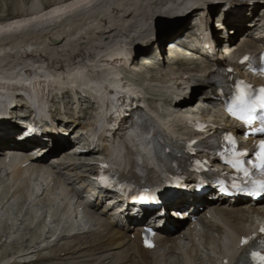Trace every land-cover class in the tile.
Returning <instances> with one entry per match:
<instances>
[{
    "label": "bare ground",
    "instance_id": "1",
    "mask_svg": "<svg viewBox=\"0 0 264 264\" xmlns=\"http://www.w3.org/2000/svg\"><path fill=\"white\" fill-rule=\"evenodd\" d=\"M24 1L30 3L28 7L22 4ZM2 2L0 1V5ZM19 2H9L10 4L4 7L0 6V92L7 88L20 87L23 96L31 97L30 92L42 85L54 88L75 85L76 89H80V85H83L95 92L101 89L99 84L105 82L116 91L124 90L138 97L141 93V83L124 81L128 77L142 76L150 91L161 94L163 89H154L148 83L163 81L164 77L171 73L183 72L195 76L203 72L199 62L179 57V53H176V59H171L173 57L169 56L171 65L163 67L150 63L155 59L141 53L147 50L144 46L150 42L149 39L154 32L161 37L165 34V37H160L157 42L162 45L170 36V32L174 31L175 35H178L176 31L181 32L187 26V23H184L185 15L181 14L184 16L178 18L176 11L195 8L205 13L214 9L211 0H46L43 2L22 0L20 4ZM233 4L232 1L230 7ZM223 6L224 3H221L219 7ZM227 7L230 10V7ZM252 10L251 8L249 11H240L237 16L248 18ZM167 15H174L170 24H175L168 28V30L173 28L170 32L165 30L161 33L160 26L165 23ZM181 44L183 43L177 46ZM244 48L248 47L243 46L239 49ZM36 67H41V71L35 73ZM83 77L87 79L86 82ZM181 86V83L176 86L180 93ZM181 105L182 103L178 104ZM14 193L15 191L10 195L8 192L4 196L0 195V200L7 199L8 195L12 197ZM27 193L30 194L29 191L22 190L16 198L23 196V203L28 205L25 202L29 198L26 196ZM65 209L67 210L65 207L61 209L62 212L60 211L61 214L57 215V218L49 219L51 224L55 223L54 227H45L42 221L46 213L43 212L37 216L35 213L33 215L32 212L25 211L22 217L26 218H21L18 223L20 225L28 218H32L31 224L34 222V229L31 232L37 234L34 230L42 231L36 251L54 247L52 252L38 258L37 262L40 264H173L178 258L177 255L182 253L178 251L180 243L172 241L171 245L175 248L172 250L168 248L165 253L162 251V255H148L146 252L136 255L133 252L132 256L126 257L129 249L124 241L105 245L117 234L114 231L104 236L92 235L98 231L93 225L94 218L89 220L91 227L87 231H73V224L65 226L64 223L54 237L60 219L68 218L69 221V218H72L70 215L61 216L64 215ZM223 209H228L227 214L221 217L229 225L231 232L241 233L250 222V214L246 211L232 213V207L220 208V214ZM48 210L51 212L50 207ZM252 210L256 211V209ZM73 212L74 210L70 213ZM74 218L70 220L72 223L77 221L76 217ZM46 234H50V238ZM46 238L53 240L47 244L44 243ZM20 247H14L16 253L21 251ZM30 247L33 248V245ZM203 247L210 250V254L221 253L220 236H212L209 243ZM113 249L117 251L111 252ZM26 250H29V247ZM170 251L176 253L173 258L167 257ZM179 255L184 258V264H196V261L200 260L194 247ZM207 256H205L207 261L212 264L211 257L214 256ZM159 257H162V260H157ZM17 261L13 264L34 262L31 259Z\"/></svg>",
    "mask_w": 264,
    "mask_h": 264
},
{
    "label": "rangeland",
    "instance_id": "2",
    "mask_svg": "<svg viewBox=\"0 0 264 264\" xmlns=\"http://www.w3.org/2000/svg\"><path fill=\"white\" fill-rule=\"evenodd\" d=\"M3 1L1 7L6 6V4L14 3V2H19L20 0H0ZM10 3H9V2ZM13 1V2H12ZM22 1V0H21ZM19 2V4L21 3ZM38 2H43L46 0H37ZM24 6L28 7L29 2H23L22 3ZM185 10H189L188 8L183 9L181 11H176L175 14L176 17L180 18L186 14L184 12ZM184 14V15H181ZM174 15H167V19L165 20V23H163L160 26L161 33H164L165 30H167L169 27L174 25L173 23L170 24L172 21ZM38 68V69H37ZM36 72L41 71V67H36L35 68ZM40 69V70H39ZM1 76V75H0ZM14 88V87H13ZM16 88V87H15ZM6 194L5 191H0V195ZM18 197V196H16ZM41 199V197H40ZM42 201V200H40ZM24 202V197L20 196L19 198H12L7 201V199H4L3 201L0 200V264H5L9 262V264H13L14 262H18L17 260L21 259H26L34 261L33 264H40L37 262L38 258L41 257V255H45L47 253L52 252L53 248L49 249H43L41 251H36L37 250V244L39 243V235L42 233L41 230H34L36 231L37 234H34L33 231L31 232L32 229H34V222L31 224L32 218H28L27 221L23 222L22 224L18 225L20 219H25L26 217H22L25 211L32 212L33 215L34 213L38 216L40 213H44L45 210H48V208L45 206L46 203L43 201V203H34L32 205H26L23 203ZM5 221L7 222V226L5 225ZM45 227H54V224L49 223V221L46 219L45 220ZM57 224V223H56ZM46 229V228H45ZM50 238V234H46ZM49 238H46L44 240V243H49L51 240ZM42 239V238H41ZM31 240V243H30ZM10 241V242H9ZM62 242V241H61ZM33 245V248L30 246ZM21 246V247H20ZM29 250H26V248ZM42 246V244H41ZM41 246L39 248H41ZM14 247H20V250L18 253H16V249ZM24 249V250H23ZM35 249L34 251H31ZM23 250V251H22ZM6 252V253H5ZM5 253V254H4ZM3 254V255H2ZM7 254V255H6ZM14 256L12 257V255ZM19 255H22L19 257ZM5 256V257H4ZM3 257V258H2ZM8 257V258H7ZM3 259V260H2ZM11 261V262H10ZM8 264V263H7ZM176 264H181L180 260L176 262Z\"/></svg>",
    "mask_w": 264,
    "mask_h": 264
},
{
    "label": "snow or ice",
    "instance_id": "3",
    "mask_svg": "<svg viewBox=\"0 0 264 264\" xmlns=\"http://www.w3.org/2000/svg\"><path fill=\"white\" fill-rule=\"evenodd\" d=\"M258 159L261 161H264V144H261L259 146ZM261 167H264V164H262ZM221 190H224V189H221Z\"/></svg>",
    "mask_w": 264,
    "mask_h": 264
}]
</instances>
